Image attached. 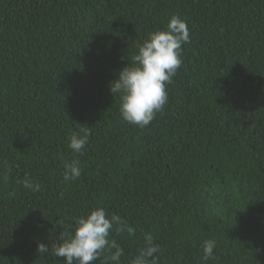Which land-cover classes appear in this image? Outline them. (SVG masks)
<instances>
[{"label": "trees", "instance_id": "trees-1", "mask_svg": "<svg viewBox=\"0 0 264 264\" xmlns=\"http://www.w3.org/2000/svg\"><path fill=\"white\" fill-rule=\"evenodd\" d=\"M173 15L191 43L140 129L109 84ZM74 158L82 174L64 182ZM98 207L135 229L109 237L121 264L145 231L159 264H200L208 239V264H264V0H0V264H64L38 243H63Z\"/></svg>", "mask_w": 264, "mask_h": 264}, {"label": "clouds", "instance_id": "clouds-1", "mask_svg": "<svg viewBox=\"0 0 264 264\" xmlns=\"http://www.w3.org/2000/svg\"><path fill=\"white\" fill-rule=\"evenodd\" d=\"M191 43L190 29L181 17L173 15L166 29L149 33L143 44L138 46V52L131 57L122 68L117 78L110 82L109 90L119 96V114L122 121L144 129L155 120L168 103V86L173 83V77L182 66L183 46ZM82 133V135L80 134ZM91 132L81 128L69 137L68 147L76 155H84ZM63 181H75L81 174L80 160H64ZM23 186L38 192L40 184H34L25 179ZM63 227V223L61 222ZM68 238L63 243H38L37 252L51 254L64 259V264H94L104 258V264H121L124 249L109 237L116 234L134 235L135 229L129 222L117 214L109 215L103 207L92 209L87 215L75 219L74 225H69ZM143 243L137 254L129 260V264H159L161 246L151 231L142 233ZM200 264H208L216 258L215 240L203 241Z\"/></svg>", "mask_w": 264, "mask_h": 264}]
</instances>
